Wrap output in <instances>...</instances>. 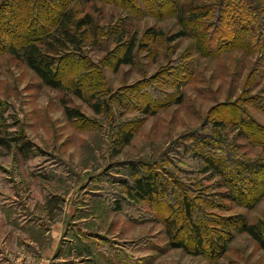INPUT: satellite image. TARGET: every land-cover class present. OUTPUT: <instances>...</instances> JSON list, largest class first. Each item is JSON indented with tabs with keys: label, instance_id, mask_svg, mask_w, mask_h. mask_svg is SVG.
Segmentation results:
<instances>
[{
	"label": "rangeland",
	"instance_id": "1",
	"mask_svg": "<svg viewBox=\"0 0 264 264\" xmlns=\"http://www.w3.org/2000/svg\"><path fill=\"white\" fill-rule=\"evenodd\" d=\"M159 3L0 0V264H264V249L232 219L241 215L264 235L262 173L254 186L235 173L264 160V49L233 41L197 52ZM68 10L73 19L87 13L91 26L65 37L58 14ZM34 39L61 89L19 57ZM129 42L130 63L116 65ZM63 104L80 116L68 118ZM242 116L248 125L238 124ZM125 131L129 142L116 146ZM213 140L220 149L208 153L224 167L200 173L186 146ZM125 162L164 184L150 217L105 202L123 192Z\"/></svg>",
	"mask_w": 264,
	"mask_h": 264
},
{
	"label": "trees",
	"instance_id": "2",
	"mask_svg": "<svg viewBox=\"0 0 264 264\" xmlns=\"http://www.w3.org/2000/svg\"><path fill=\"white\" fill-rule=\"evenodd\" d=\"M198 1L199 2L195 4H184L183 2L180 4L178 0H160V3L154 7L155 10L156 7L157 10L160 8L159 14L162 11H170L171 14L176 17L184 31L190 33L189 35L194 39L197 52H201L202 50L220 52L223 50L224 45H229L233 41L239 42V47L253 49L261 46L262 50L264 49V4L262 2H259L262 4L259 5L256 0ZM151 3L153 4V2ZM72 12V10H68L58 14V19H60L58 31L64 33L65 37L72 36V32L80 35V33H84L80 28L81 26L88 25V27H90L92 24L91 18L87 13H83L82 16L73 19ZM189 24L192 26H188ZM179 35H182V32L178 33L176 37ZM35 41L34 39L24 43L21 46L20 54H18L20 55L19 57L23 59L25 64L35 73L44 85L50 88L61 89L63 86L62 81L56 76L54 68H52L53 61H51L48 55L41 52V49L35 44ZM132 47L133 44L129 42L124 54L116 61V65L130 63V52ZM12 51L13 53L16 52L14 50ZM262 60H264V54L262 55ZM63 110L68 118H77L80 116L78 111L68 108L65 104H63ZM238 124L248 125V118L242 116L238 119ZM219 126H221V124L217 123L213 128ZM125 132L126 133L119 132L116 136V146L122 147L129 142L131 133L130 131ZM198 141L201 140L198 139ZM0 144L5 145L1 138ZM194 145L195 147L190 145L186 146V150L189 151L191 160L200 163V167L197 169L198 172H211V174H213L219 173L221 167L223 169V163L219 161L220 158L218 159V157H216L215 152L208 153L211 150L220 149V147H217L219 145L218 142L214 140L212 142H205L203 147H199L198 150L196 146H200L201 143H195ZM18 148L20 151L22 149L24 152L27 151L25 150V143H22ZM262 148H264V144H262ZM122 168H124L125 174V177L121 179L123 192L118 195H116V192L110 196L107 194L105 202L110 206L112 211H120L124 215L127 214L133 218L150 217L149 214L156 210L155 205L160 204L159 197L167 193L165 192L164 184L159 182L158 175L155 171H146L136 162H125L122 164ZM235 173H237L240 178L246 179L247 177L249 186L260 184L261 181L259 177L262 173L261 184L262 193H264V160H262L261 163L244 162ZM257 178L259 179L258 182H256ZM238 193L239 196H231L228 193L224 195L229 197V199H236V197L240 199L244 196L243 194L245 192ZM238 193L236 195H238ZM249 194H251V192ZM89 195L93 197L99 196V194ZM160 202L164 201L161 200ZM179 204L182 206L185 219H189L191 216V208L185 196L180 197ZM158 206H162L167 211L170 209V203H164ZM232 219L237 224V230L247 233L256 241L261 249H264V235L262 229L259 228L257 224L246 222L245 218L241 215H235ZM162 224H165L164 221ZM170 228L171 227H168V229L165 228L168 235H171L173 232V230H169ZM194 230H196V228ZM172 245L173 247L182 246L180 243H174Z\"/></svg>",
	"mask_w": 264,
	"mask_h": 264
}]
</instances>
